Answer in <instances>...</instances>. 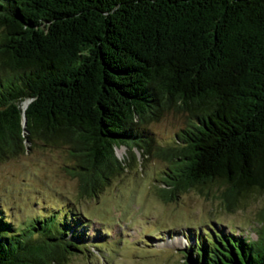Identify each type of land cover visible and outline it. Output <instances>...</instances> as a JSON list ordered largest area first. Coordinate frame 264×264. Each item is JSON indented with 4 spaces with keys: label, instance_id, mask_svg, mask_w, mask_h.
<instances>
[{
    "label": "trees",
    "instance_id": "trees-1",
    "mask_svg": "<svg viewBox=\"0 0 264 264\" xmlns=\"http://www.w3.org/2000/svg\"><path fill=\"white\" fill-rule=\"evenodd\" d=\"M171 110L190 119L156 144L146 123ZM27 141L67 145L81 194L137 149L170 161L165 199L218 180L229 207L264 192V0H0V160ZM260 217L256 238L194 236L182 264H264ZM79 220L0 215V264L67 263L89 244Z\"/></svg>",
    "mask_w": 264,
    "mask_h": 264
},
{
    "label": "rangeland",
    "instance_id": "rangeland-1",
    "mask_svg": "<svg viewBox=\"0 0 264 264\" xmlns=\"http://www.w3.org/2000/svg\"><path fill=\"white\" fill-rule=\"evenodd\" d=\"M189 119V113L171 110L146 127L156 144L169 146ZM127 152V145L117 147L120 157ZM137 153L140 160L101 183L97 194H81L67 145L27 141L26 150L0 160V215L14 227L65 211L82 220L78 230L89 244L65 264H182L200 234L233 230L257 237L263 191L251 188L229 207L223 197L228 186L218 180L165 199L159 188L166 185L170 161Z\"/></svg>",
    "mask_w": 264,
    "mask_h": 264
},
{
    "label": "water",
    "instance_id": "water-1",
    "mask_svg": "<svg viewBox=\"0 0 264 264\" xmlns=\"http://www.w3.org/2000/svg\"><path fill=\"white\" fill-rule=\"evenodd\" d=\"M29 101H30V99L24 100V106L25 107L28 105ZM26 123H27V117H26V115H24V124L26 125Z\"/></svg>",
    "mask_w": 264,
    "mask_h": 264
}]
</instances>
